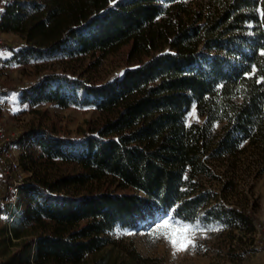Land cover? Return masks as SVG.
<instances>
[{
    "label": "trees",
    "instance_id": "obj_1",
    "mask_svg": "<svg viewBox=\"0 0 264 264\" xmlns=\"http://www.w3.org/2000/svg\"><path fill=\"white\" fill-rule=\"evenodd\" d=\"M5 1L0 32L23 46L10 60L100 62L124 48L127 67L105 83L64 73L30 89L31 104L97 115L77 137L31 131L2 264H122L102 252L117 226L204 211L220 222V199L202 186L209 163L264 145V0ZM193 108L202 126L186 123ZM10 185L0 175V190Z\"/></svg>",
    "mask_w": 264,
    "mask_h": 264
},
{
    "label": "rangeland",
    "instance_id": "obj_2",
    "mask_svg": "<svg viewBox=\"0 0 264 264\" xmlns=\"http://www.w3.org/2000/svg\"><path fill=\"white\" fill-rule=\"evenodd\" d=\"M0 37L14 43L17 51L23 47L14 34L0 32ZM124 50L122 48L107 54L100 62L94 57L76 58L74 61L45 57L30 61L27 65L10 60L11 54L4 53V56H0V82L8 94L31 81L64 73L75 79L105 83L121 75L127 67ZM32 92L30 90L15 98L10 96L0 108L9 136L14 134L15 142L11 148L15 159H20L24 150L21 148L32 141V130L42 127L77 137L87 121L97 115L95 108L61 110L48 104H31ZM191 113L193 109L186 114V123L202 126L204 118L198 116L196 111ZM220 129L221 124L217 123L211 127V133L217 134ZM242 150L234 158L210 162L212 172L201 178L203 188L213 190L212 196L220 199L215 208V212L221 211L220 222L212 221V215L208 220H203L204 211L196 220L189 222L168 213L136 228L117 226L108 235L110 246L102 251L107 260L122 264H264V145L255 147L244 143ZM19 171L24 179L26 173L22 166ZM107 183L108 180H104L100 184ZM2 199L0 208L4 212L0 214V226L5 224L9 233L14 206L4 189L0 190V201ZM243 214H250L253 219L243 217ZM168 215L174 216L182 224L195 225L199 221L201 227L190 234L195 248L189 246L186 251H176L159 233L152 234V229Z\"/></svg>",
    "mask_w": 264,
    "mask_h": 264
},
{
    "label": "built area",
    "instance_id": "obj_3",
    "mask_svg": "<svg viewBox=\"0 0 264 264\" xmlns=\"http://www.w3.org/2000/svg\"><path fill=\"white\" fill-rule=\"evenodd\" d=\"M5 3V0H0V9L3 10ZM1 12L2 11H0V14ZM16 48L17 47H15L14 43H12L11 41H5L0 37V53H9L13 55ZM43 81L44 78H39L36 81H31L24 87L15 88V90L11 91L10 94L6 92L4 85L0 82V108L7 100L10 99V96L15 98V96L23 94L22 92L24 90H30V88L41 84ZM11 135L9 136L8 129L6 125H4L0 115V175L3 174L7 176L11 181V187L7 191V197L12 202V206H14L16 203L15 201L17 199L19 189L23 183V178L20 176L19 173V159H15L14 152L11 148V144L15 142V140L13 139L14 134ZM21 149L23 150L25 149V147H22ZM2 201L3 199L0 201V204L3 203Z\"/></svg>",
    "mask_w": 264,
    "mask_h": 264
},
{
    "label": "snow or ice",
    "instance_id": "obj_4",
    "mask_svg": "<svg viewBox=\"0 0 264 264\" xmlns=\"http://www.w3.org/2000/svg\"><path fill=\"white\" fill-rule=\"evenodd\" d=\"M0 11H2V9H0ZM259 12L261 20L264 21V7L259 9ZM4 55V53H0V56ZM260 55L264 56V50H261ZM253 71H255V66H253ZM246 75L248 74L246 73ZM194 112L195 108H193V113L190 115L194 114ZM199 227H201L199 221L195 225L182 224L174 216L168 215L157 227L152 229V234L156 235L159 233V235L163 236L176 251H186L189 246L192 248L196 247L193 243L192 235L190 234L194 233V230ZM157 238H159V236H157Z\"/></svg>",
    "mask_w": 264,
    "mask_h": 264
}]
</instances>
